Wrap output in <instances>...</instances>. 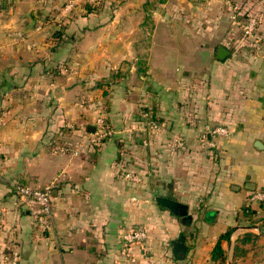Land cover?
Segmentation results:
<instances>
[{
	"label": "crops",
	"instance_id": "1",
	"mask_svg": "<svg viewBox=\"0 0 264 264\" xmlns=\"http://www.w3.org/2000/svg\"><path fill=\"white\" fill-rule=\"evenodd\" d=\"M111 1L81 36L0 57V251L14 241L19 264H264V205L246 212L264 190V0ZM241 9L255 16L256 39L236 48ZM145 109L161 120L156 136ZM99 115L117 134L93 148L85 128ZM70 126L84 140L77 156L53 151ZM216 128L228 135L208 132ZM52 183L55 223L44 231L14 186ZM132 227L149 239L126 253L121 236ZM229 232L226 261L213 260ZM0 264H11V250Z\"/></svg>",
	"mask_w": 264,
	"mask_h": 264
},
{
	"label": "rangeland",
	"instance_id": "2",
	"mask_svg": "<svg viewBox=\"0 0 264 264\" xmlns=\"http://www.w3.org/2000/svg\"><path fill=\"white\" fill-rule=\"evenodd\" d=\"M111 2V0H0V57L14 51L20 55L47 52V49L44 50L47 44L51 51L53 46L57 47L59 42H66L71 35L77 37L83 34L87 25L85 5L94 3L99 12L103 5H110ZM106 13L109 17L113 14L111 11ZM63 74L68 73L65 70Z\"/></svg>",
	"mask_w": 264,
	"mask_h": 264
},
{
	"label": "built area",
	"instance_id": "3",
	"mask_svg": "<svg viewBox=\"0 0 264 264\" xmlns=\"http://www.w3.org/2000/svg\"><path fill=\"white\" fill-rule=\"evenodd\" d=\"M239 12L240 9L238 8ZM239 14V13H238ZM256 26L257 20L253 14H248L246 20L242 22L243 36L250 40L256 39ZM141 116L145 123V131L150 136H156L162 129V124L156 115L145 109ZM5 120V114L0 115V129L3 126ZM70 130H74L73 126L68 127ZM208 132L215 135H228V131L225 128L208 129ZM116 131L107 125L104 116L99 115L95 118L94 131L88 133L87 128H85V139L88 142L94 144H100L104 140L116 135ZM59 145L53 148L55 152H71L74 155H79L80 150L83 146L84 140L72 139V136H63ZM148 142H145L147 145ZM126 180L139 183L141 178L135 173L127 172L124 175ZM54 188V183L43 188H33L27 185L18 184L14 186L17 196L20 198L21 202L25 206L26 210L33 216L37 227L47 231L54 227L55 223V213L52 203L51 191ZM133 201H137L133 198ZM260 204L264 205V190L255 191L251 193L246 200V209L250 210L253 205ZM4 225V215L0 211V230ZM149 239V233L144 227H132L124 231L121 236L122 247L124 252L129 253L132 247L136 245H143ZM6 250H11V264H19L21 256L17 249L14 241L6 245L0 253Z\"/></svg>",
	"mask_w": 264,
	"mask_h": 264
},
{
	"label": "trees",
	"instance_id": "4",
	"mask_svg": "<svg viewBox=\"0 0 264 264\" xmlns=\"http://www.w3.org/2000/svg\"><path fill=\"white\" fill-rule=\"evenodd\" d=\"M97 10H98V8L96 7V5L94 4V3H90V4H88V5H85V12H86V15H85V17H87V16H89L90 14H94V13H96L97 12ZM241 13H243L242 15H240V20H241V22H244L245 20H246V18H247V16H248V13L249 12H243L242 11V9H241ZM242 44L244 45V44H247V45H253L254 44V40H250V39H247L246 37H242L241 38V40L239 41V43L237 44V46H236V48L238 47H241L242 46ZM142 63V65L144 64V66H145V61H142L141 62ZM141 71H144L145 69H144V67L142 68V69H140ZM114 75V77H113V79L115 80L117 77H119L120 75L121 76H123V73L121 72V71H119V73H115V74H113ZM109 81H112V79L111 80H109ZM109 81H107V83H108V85H109ZM2 114V112L0 111V115ZM161 121V120H160ZM106 123H107V125L108 126H110L111 127V125L107 122V120H106ZM112 129H114L113 127H111ZM60 132H61V134L63 135V136H72V134H73V131L72 130H70V129H67V128H62L61 130H60ZM87 132L88 133H90V132H92L90 129H89V127H87ZM115 136V135H114ZM114 136H112V137H110V138H113ZM110 138H108V139H106V140H104L102 143H100V144H94V143H92V142H88V146H91V147H93V148H99L104 142H106L107 140H109ZM120 143H123V139H121V142ZM16 192V191H15ZM246 212L248 213V214H250V213H252L251 212V210H248V209H246ZM230 232L229 233H227L226 235H223L221 238H220V241L217 243V245L215 246V248H214V250H213V255H212V259L213 260H220L221 262H225L226 261V256H225V251L223 250V248H222V246H221V240H223V239H230Z\"/></svg>",
	"mask_w": 264,
	"mask_h": 264
},
{
	"label": "water",
	"instance_id": "5",
	"mask_svg": "<svg viewBox=\"0 0 264 264\" xmlns=\"http://www.w3.org/2000/svg\"><path fill=\"white\" fill-rule=\"evenodd\" d=\"M230 52L225 47H220L218 50L217 57L220 60H224L226 58V55H228ZM94 130V129H93ZM158 203L161 205H164L168 207L170 210H172L176 215L179 216H186L188 212V207L184 204L178 203L174 200L165 199V198H159ZM174 253L175 255H181L182 257H185L188 247L181 243V242H175L174 245Z\"/></svg>",
	"mask_w": 264,
	"mask_h": 264
}]
</instances>
